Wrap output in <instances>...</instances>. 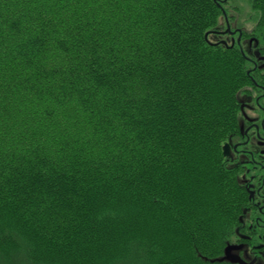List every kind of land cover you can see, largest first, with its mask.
<instances>
[{
    "label": "trees",
    "instance_id": "1",
    "mask_svg": "<svg viewBox=\"0 0 264 264\" xmlns=\"http://www.w3.org/2000/svg\"><path fill=\"white\" fill-rule=\"evenodd\" d=\"M255 6L263 12L264 0ZM213 14L208 0H0V244L15 249L16 260L39 254L40 264H95V257L100 264H201L194 235L210 249L215 229L237 210L227 206L231 195L244 196L231 179L226 188L220 178L232 171L215 164L226 132L213 125L236 124L231 87L246 76L216 60L210 66L209 52L198 48L212 47L204 34ZM256 80L264 83V72ZM42 102L44 112L32 105ZM61 109L75 119L88 110L93 121L82 122L96 130L72 135ZM23 112L8 138L6 125ZM198 112L204 119L188 128L186 116ZM34 128L39 142L48 135L47 147L25 143L21 150L19 135ZM178 136L190 143L176 147ZM110 138L120 141H112L117 148ZM106 210L123 211L118 227L100 223ZM56 230V240L41 232Z\"/></svg>",
    "mask_w": 264,
    "mask_h": 264
},
{
    "label": "rangeland",
    "instance_id": "2",
    "mask_svg": "<svg viewBox=\"0 0 264 264\" xmlns=\"http://www.w3.org/2000/svg\"><path fill=\"white\" fill-rule=\"evenodd\" d=\"M208 1H209V6L211 7L212 13H214L212 17L213 25L210 26L209 28L210 30H207V32H205L204 36H205V42H207V44H209L212 47L210 48L206 47L204 46L205 43L198 42L197 43L198 48L199 49H201V47L202 49L205 48V51L209 52L206 58V62H208L209 64L211 63L210 66L214 65L213 61L216 60L220 64V67L226 66V68H228L231 66L233 69L236 67L238 72H240V68H241L242 71L245 72V76H246L245 78L246 80L242 78L240 79L239 85H238V82H236V83H233L234 85L233 87H231L233 91L235 90L234 99L238 103L237 108H236L237 109V114H236V119H235L236 124L233 123V126H228L227 129H225L223 125L220 126V124L213 125L214 132L221 131V129L225 130L226 132V136H224V138L219 140L218 142L217 148L219 150L220 157L219 159L218 158L216 159L215 164L218 165L219 167H223L224 169L232 171L231 176L225 173V178H220V181L222 182L223 180V183L227 188L228 180L229 179L233 180L234 183H236V186H235L236 189L237 187L238 188L241 187L243 189L242 192L244 196L242 200H239V198H241L240 196H235L234 194L231 195V198L229 199L231 202L227 206L231 210L234 207L235 208L237 207V210L234 211L232 215L233 219L231 220V222H229V224L224 229L220 228L223 231L221 235H220L221 230L218 233L217 231L219 230V228L215 229L217 230L215 235L213 236V239L215 237V240H214L215 244H213V242L211 243V245L213 244L211 246L212 248L210 247V249H208L209 248L208 239L204 240L203 238L202 240L200 239L199 241L198 236L194 235L195 241H193L194 242L193 244L196 245L193 248L195 252L194 261H196V259H198L199 261H202V260L207 261V263L201 262V264H204V263L205 264H208V263L216 264L214 262H220L219 264H241L239 261H235V262L231 261V263L225 261V260H228V258L225 257L226 249L228 248V246H230L231 249L234 250L235 254H237V256H239L242 260L246 261L248 264H264V83L262 81L259 82L256 80V75L258 76L259 73L261 74L264 72V45H263L262 36L258 30L259 28L261 29L264 28V16L262 15V13L264 14V11L263 12L260 11L258 9V6H255L256 3L258 2L260 3L262 0H259V1L257 0H208ZM38 14H40V16L41 15L44 16V15H50L51 12H47V11L43 12V10L42 11L39 10ZM136 32L139 33L140 31L136 30L134 32L135 35H137ZM48 39H50L51 41L52 38L48 37ZM7 43H9V40L7 41ZM155 55L156 54H153L152 57H155ZM239 55L241 59L244 61H241V59L239 60L238 58ZM229 63H231V65H229ZM37 65L38 64L36 63L35 67H37ZM41 67L44 70L47 69L46 67L42 65ZM255 72H256V75H255ZM12 75L13 77H15L16 72H13ZM17 77H19L17 78V81L23 80V76H21L19 73ZM207 82H209V84H212V81L208 80ZM3 87L4 86L0 85L1 93L3 92V90H5V88L3 89ZM67 99L75 100L74 97L71 99L68 97ZM72 102L73 101L69 102L71 103L69 105L70 107H73L76 105V103H74L72 106ZM32 105L36 109L37 108L40 109V112H44L41 109L45 110L44 102H42L41 104L32 103ZM41 106L43 108H41ZM81 107L87 108L86 105H83ZM33 108L32 107L30 108L31 113L32 111L35 110ZM130 108H133V106ZM131 111L136 114L135 110L132 109ZM233 112H234V108H233ZM61 113L64 116L63 120L64 119L66 120L67 122L66 124L71 130V134L76 137L78 135L80 138H83L84 135H82V133L86 132V133L93 134L92 131L96 130L95 125H93V123H89L90 120L93 121V119H92V116L88 114V110L79 109V113H76L78 115V118L76 119H75V116L70 115L68 111H67L68 114L63 110ZM203 114L205 113L198 112L192 117L190 114L187 115L186 116L187 118H185L187 121V127L191 129L193 128L192 126H194V124H198L197 122L198 120L200 121L203 120L205 117L203 116ZM26 116L27 114L23 112L14 119L15 122L13 121L11 122L10 125L8 124L6 125L5 127L6 129L4 132L6 135H8L7 136L8 138H11L10 132L15 131L14 129H16L14 124L17 123V127L20 128L24 120L26 119ZM86 118H89L88 119L89 122L84 124L82 120ZM74 119L76 120V123H74L75 122ZM201 125L203 126L204 123L203 122L200 123V126ZM202 126H201V129L205 128ZM37 131H38L37 129H35V131L31 129V131L23 132L22 134L19 135V139H17L15 143L19 142L18 145L21 150L25 146L24 145L25 143H29L30 144L29 147L31 148L32 147L37 148L39 147L37 146L39 144H41L40 146L41 148L47 147L45 142L49 138L48 135L41 138L43 141L39 142L40 138H38L37 140V135H36ZM35 135H36V138H35ZM127 137H129V135ZM127 137H124V138H127ZM14 139L16 140V138ZM130 139L131 138L123 139L124 144H126L127 147L129 146L128 143L130 142L127 140H130ZM160 139L165 140L164 138H161V137ZM146 140L147 139H144V143H147ZM7 141L13 142L12 139H9ZM109 141H111V143L112 141L114 143L118 142V144L120 142L119 140L117 141L114 138L112 140L110 138L107 142L109 143ZM114 143L110 145L111 146L110 148H113V149L117 148V146H114ZM164 143L170 144L169 140L168 141L165 140ZM181 143L189 144L190 142L178 136L176 140V147L181 146L182 145ZM95 144H102V140L101 139L97 140V143ZM226 144L229 145V154H223V146ZM49 145H51L50 142H49ZM110 151L112 154L111 158H114L116 153L113 152L112 149H110ZM217 173L219 174V171H216V174ZM232 188H231L232 190L231 192H235L236 189L234 187ZM227 191L229 192V189L226 190V192ZM209 206L210 205H208V207ZM222 208L224 207L220 206V209ZM3 212L5 213L7 211L5 210ZM223 213H224V210L222 214ZM101 214L102 215L104 214L103 215L104 217L102 218L100 217L101 219L100 223H104V221L105 222L111 221V223L115 224L114 225L115 227H118L116 226V224L119 225L118 222H120V220L124 218L123 211L115 212L112 210H109V211L106 210ZM101 214L97 215L96 219H98ZM223 215H224V218L227 216L226 213H224ZM12 216H14L15 219L17 218L15 214H13ZM222 217L223 216L219 218L218 222H215L214 220H212L213 226L217 225L220 222L222 223L221 221ZM8 220L11 223L10 225L15 227L14 219L10 217L8 218ZM23 221L30 222L31 217L28 214L27 215L23 214ZM195 222H197V219H195ZM35 225L39 227V224H35ZM64 225H65V222L62 221L61 226H64ZM114 226L107 225V228L108 227L113 228ZM220 227H223V226L221 225ZM10 229H13V228H10ZM212 229L213 227L211 228V231H214V229L213 230ZM41 232L43 233L44 237L52 239V240H56V238L60 236L59 235L60 233H56L57 230L54 232L55 233L54 235L51 232H49L50 234L49 233L47 234V232L45 231H41ZM6 236L10 237V235L8 234ZM67 236H69V234H67ZM27 240L28 242L32 241L36 243V239L35 240L27 239ZM57 241H60V240H57ZM203 241H205L206 243H203ZM130 243L131 242L128 241V244L131 247ZM2 244H0L1 246L0 247L1 249L0 250V264H6V263L7 264H30V262H28L30 260L28 259V256L19 255V258L16 260L15 257L12 256V252L15 249L10 250V247L4 248ZM200 244L202 245L203 248L207 246V248H205L206 252L201 251L202 248L200 249V246H201ZM217 244L220 246L215 247ZM107 246H108V252L106 253L110 254L111 253L110 251L114 245L112 246V244L108 243ZM48 248H51V247H48ZM52 251L54 252L55 249ZM35 255H39V254H35ZM21 258H25V259H21ZM219 258H221V261H218ZM36 260L39 261L40 260L39 257H37ZM39 262L42 263L41 260ZM95 262H96L95 264H100L99 258L95 257ZM160 263L161 264H176L177 262L173 260L170 263L169 260L166 261L164 260V258H160V261H158L157 264H160Z\"/></svg>",
    "mask_w": 264,
    "mask_h": 264
},
{
    "label": "bare ground",
    "instance_id": "3",
    "mask_svg": "<svg viewBox=\"0 0 264 264\" xmlns=\"http://www.w3.org/2000/svg\"><path fill=\"white\" fill-rule=\"evenodd\" d=\"M41 128H42V127H39L38 130H41ZM16 230H17V229H16ZM16 230H15L14 232H16ZM210 245H211V244H210ZM218 246H219V245H218ZM19 247H20V246H19ZM21 247H24V248L27 250V246H25V244H22ZM205 248H207V246H205ZM211 248H212V247H211ZM228 248H230V250H231V247H230V246H228ZM230 250H229V252H230L232 255H234L235 257L240 258L239 256H237V254H235L234 252H231ZM28 259H30L32 262H34V264H40V262H39L40 260H39V261L36 260V259H37V256H36V255H31V256L28 257ZM35 261H36V262H35ZM37 261H38V262H37ZM218 261H221V258H219ZM225 261L231 263V260H230V259L225 260ZM200 262H205V263H207V261H203V260L200 261ZM205 263H204V264H205ZM214 263L219 264L220 262H214ZM245 263L248 264L246 261H245ZM48 264H49V263H48ZM208 264H209V263H208ZM211 264H212V263H211Z\"/></svg>",
    "mask_w": 264,
    "mask_h": 264
},
{
    "label": "water",
    "instance_id": "4",
    "mask_svg": "<svg viewBox=\"0 0 264 264\" xmlns=\"http://www.w3.org/2000/svg\"><path fill=\"white\" fill-rule=\"evenodd\" d=\"M224 42V41H223ZM223 154H229V145L226 144L223 146ZM230 248L226 249V258L230 259L231 261H239L241 264H246L244 260H242L241 258L235 257L234 255H232L229 252Z\"/></svg>",
    "mask_w": 264,
    "mask_h": 264
},
{
    "label": "flooded vegetation",
    "instance_id": "5",
    "mask_svg": "<svg viewBox=\"0 0 264 264\" xmlns=\"http://www.w3.org/2000/svg\"><path fill=\"white\" fill-rule=\"evenodd\" d=\"M230 251H231V252H234V250H233V249H231ZM234 253H235V252H234Z\"/></svg>",
    "mask_w": 264,
    "mask_h": 264
}]
</instances>
